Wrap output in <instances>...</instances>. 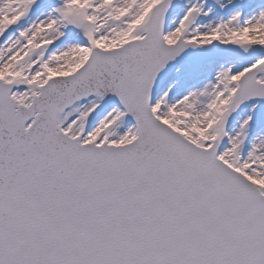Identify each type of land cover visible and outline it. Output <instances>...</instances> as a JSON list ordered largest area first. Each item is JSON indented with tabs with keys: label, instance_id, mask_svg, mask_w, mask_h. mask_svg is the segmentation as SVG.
<instances>
[{
	"label": "snow or ice",
	"instance_id": "obj_1",
	"mask_svg": "<svg viewBox=\"0 0 264 264\" xmlns=\"http://www.w3.org/2000/svg\"><path fill=\"white\" fill-rule=\"evenodd\" d=\"M0 264H264V0H0Z\"/></svg>",
	"mask_w": 264,
	"mask_h": 264
}]
</instances>
